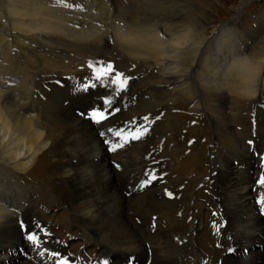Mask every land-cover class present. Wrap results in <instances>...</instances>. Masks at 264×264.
<instances>
[{
  "label": "bare ground",
  "instance_id": "bare-ground-1",
  "mask_svg": "<svg viewBox=\"0 0 264 264\" xmlns=\"http://www.w3.org/2000/svg\"><path fill=\"white\" fill-rule=\"evenodd\" d=\"M190 2L0 0V264H54L39 225L71 264H264V80L223 91L264 16L208 36Z\"/></svg>",
  "mask_w": 264,
  "mask_h": 264
},
{
  "label": "rangeland",
  "instance_id": "rangeland-1",
  "mask_svg": "<svg viewBox=\"0 0 264 264\" xmlns=\"http://www.w3.org/2000/svg\"><path fill=\"white\" fill-rule=\"evenodd\" d=\"M206 6H201L197 2L191 0V9L193 11H198L196 16L198 20L203 24L204 28L207 30L208 36L212 35V32L216 30V27L226 25L229 27L232 22L238 21L240 31H247L248 28H256V23L259 19L264 16V0H204ZM209 1V2H208ZM242 1L245 4L240 6V10L236 8L241 5ZM191 12V11H190ZM259 18V19H258ZM212 37V36H211ZM131 69L136 70L135 67ZM195 80V79H193ZM180 111L185 114L186 108L180 106ZM202 145L206 146L208 149L211 148L209 140L203 139ZM209 154L206 151V155ZM62 225H60L61 227ZM254 251L264 252V241L256 243L253 248ZM13 254V251L10 252ZM2 263L10 264L7 261H2Z\"/></svg>",
  "mask_w": 264,
  "mask_h": 264
},
{
  "label": "clouds",
  "instance_id": "clouds-1",
  "mask_svg": "<svg viewBox=\"0 0 264 264\" xmlns=\"http://www.w3.org/2000/svg\"><path fill=\"white\" fill-rule=\"evenodd\" d=\"M117 35L123 43L122 34ZM225 76L223 91L227 95L238 99L252 98L264 80V43L258 42L251 49L233 56L225 69Z\"/></svg>",
  "mask_w": 264,
  "mask_h": 264
},
{
  "label": "snow or ice",
  "instance_id": "snow-or-ice-1",
  "mask_svg": "<svg viewBox=\"0 0 264 264\" xmlns=\"http://www.w3.org/2000/svg\"><path fill=\"white\" fill-rule=\"evenodd\" d=\"M91 67H92V64H89V68ZM108 75L115 76V79L111 81L112 83H117L121 79L123 80L124 84H128L129 82V78L125 76L123 73L114 72L113 66L111 64H107L102 69H100L99 72L96 74L95 78L97 80H100L103 77L108 76ZM111 105H112V101L108 100L107 103H102L101 107L110 108ZM90 119L95 124H101V121L106 120L107 116H105L102 111H93L91 113ZM148 119H149L148 116L144 117V120H148ZM111 131H112L111 128H109L108 132H111ZM143 131L144 132L148 131L147 126L143 127ZM105 135L106 133L103 132V136ZM117 136H119V133H117ZM105 143L107 142L105 141ZM262 167H264V164H262ZM144 176H145V180L143 181V183H151V182H154L156 179V177L151 172H145ZM258 183L261 186H264V175L260 176ZM169 195L171 194L169 193ZM260 203L264 204V200H261ZM34 229H35L34 231H29L27 235V240L30 242L31 245H33L38 250V255H40L41 257H44V256L50 257L54 261V264H71L72 258H69L60 252L50 250L45 246L47 244L48 237L50 236V232H45L44 228L41 225L34 227ZM41 248H43L42 251H40ZM104 264H107V262H104Z\"/></svg>",
  "mask_w": 264,
  "mask_h": 264
}]
</instances>
